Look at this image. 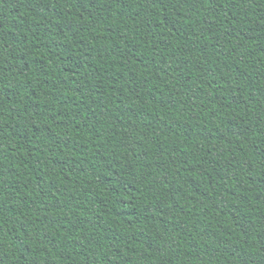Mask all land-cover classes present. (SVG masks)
Returning a JSON list of instances; mask_svg holds the SVG:
<instances>
[{"label":"trees","instance_id":"16d2710c","mask_svg":"<svg viewBox=\"0 0 264 264\" xmlns=\"http://www.w3.org/2000/svg\"><path fill=\"white\" fill-rule=\"evenodd\" d=\"M0 264H264V0H0Z\"/></svg>","mask_w":264,"mask_h":264}]
</instances>
